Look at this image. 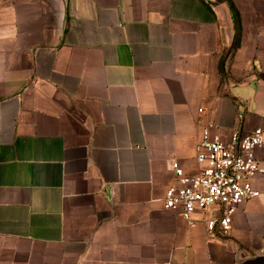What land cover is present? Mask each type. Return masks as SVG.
<instances>
[{"label":"crops","instance_id":"crops-1","mask_svg":"<svg viewBox=\"0 0 264 264\" xmlns=\"http://www.w3.org/2000/svg\"><path fill=\"white\" fill-rule=\"evenodd\" d=\"M208 127L264 133V0H0V264H264V176L164 208Z\"/></svg>","mask_w":264,"mask_h":264},{"label":"built area","instance_id":"built-area-1","mask_svg":"<svg viewBox=\"0 0 264 264\" xmlns=\"http://www.w3.org/2000/svg\"><path fill=\"white\" fill-rule=\"evenodd\" d=\"M209 127L202 132L195 147V174H186L173 162L175 183L165 192L163 205L178 210L192 227L194 216L202 214L206 233L212 237H228L232 217L240 204L257 198L260 193L251 181L264 176V164L257 160L255 150L264 152V133L256 129L249 134L233 132L228 140L210 137ZM216 212V213H215Z\"/></svg>","mask_w":264,"mask_h":264}]
</instances>
